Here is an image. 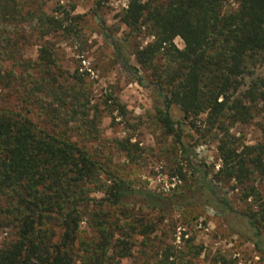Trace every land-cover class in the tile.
<instances>
[{"label":"trees","instance_id":"1","mask_svg":"<svg viewBox=\"0 0 264 264\" xmlns=\"http://www.w3.org/2000/svg\"><path fill=\"white\" fill-rule=\"evenodd\" d=\"M34 2L0 0V229L11 232L0 244V264H118L152 235L155 264H199L203 245L193 236L182 237L180 245L165 243L162 235L168 234L155 233L165 215L147 219L137 205L161 214L212 205L217 214H233L264 260V196L258 188L264 185V137L246 144L231 132L264 116V0H127L119 21L128 32L120 39L101 18L102 0L95 1L93 15L117 63L152 91L156 120L198 180L168 195L114 174L87 146L98 135L97 108L92 111L83 74L60 65L54 42L77 36L80 16L64 13L61 4L47 13ZM139 36L148 40L142 44ZM31 42L35 58L24 53ZM173 105L181 118H174ZM201 116L217 142L220 166L212 176L183 141V125L197 128ZM114 145L129 162L136 159L138 142L125 136ZM222 181L240 186L243 209L232 205ZM204 264L231 261L217 250Z\"/></svg>","mask_w":264,"mask_h":264},{"label":"rangeland","instance_id":"2","mask_svg":"<svg viewBox=\"0 0 264 264\" xmlns=\"http://www.w3.org/2000/svg\"><path fill=\"white\" fill-rule=\"evenodd\" d=\"M33 6L53 13L59 4L64 6V13L77 18V36L64 35V39H56V47L60 65L67 71L77 70L83 74L90 94V106L95 107L98 113V135L87 142L91 150L97 153L98 159L108 164V169L114 174L133 182L135 186L144 185L164 195L174 190H181L194 186L198 180L193 178L186 165L183 153L173 142L171 135L163 132L162 126L156 120L154 106L157 104L150 89L137 84L120 67L115 59L113 46L105 41L100 31L98 19L93 15L96 0H34ZM127 0H102L100 9L101 18L114 38L120 39L128 32V28L119 21V15L126 6ZM65 16V15H64ZM144 44L148 39L139 36L136 39ZM175 44L183 47L180 38H175ZM134 43V39L132 40ZM37 45L29 43L25 49V56L35 58ZM134 64L133 58H131ZM264 71V67L259 70ZM0 94H4L0 88ZM109 96L112 98L109 99ZM115 99V100H114ZM12 102H15L12 97ZM120 107H114V101ZM171 112L174 118H181L182 113L178 106L173 105ZM204 116L197 121V128L188 122L183 125V141L191 148L196 158L205 162L212 176L220 166L217 155V142L204 130L202 124ZM231 132L239 138L240 142L253 144L264 137V116L256 115L247 124H236ZM130 137L138 142L139 150L136 159L129 162L114 145V140ZM77 139V137L75 136ZM182 168L184 177L178 174L177 169ZM220 186L228 193L232 205L237 209L245 207L241 200L242 190L234 181H222ZM195 187V186H194ZM258 188L264 196V185L258 183ZM96 193L95 196H100ZM211 201V200H210ZM138 214L147 219L159 220L157 236L162 235L165 243L182 244L184 239L193 236L194 242L203 245L204 253L198 259L204 264L219 250L231 264H264L252 243L244 237L245 225L241 218L233 214L220 215L215 213L214 206L194 205L186 209H173L167 213L151 211L145 206L137 205ZM175 232L172 233V227ZM83 230L88 227L83 223ZM10 230L0 229V244L11 238ZM154 233V234H155ZM243 233V234H242ZM174 236V239L171 238ZM141 241L139 237L138 242ZM157 241L152 235L145 246L138 244L133 247L130 257L123 258L118 264H155ZM203 258H207L204 261Z\"/></svg>","mask_w":264,"mask_h":264}]
</instances>
